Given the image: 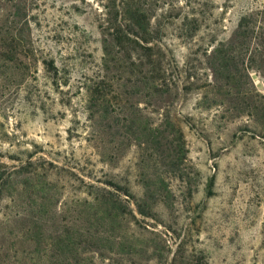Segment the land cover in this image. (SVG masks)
Segmentation results:
<instances>
[{
  "label": "rangeland",
  "instance_id": "1",
  "mask_svg": "<svg viewBox=\"0 0 264 264\" xmlns=\"http://www.w3.org/2000/svg\"><path fill=\"white\" fill-rule=\"evenodd\" d=\"M0 264H264V0H0Z\"/></svg>",
  "mask_w": 264,
  "mask_h": 264
}]
</instances>
